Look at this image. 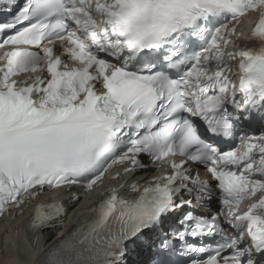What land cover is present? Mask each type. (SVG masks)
Wrapping results in <instances>:
<instances>
[{
	"label": "snow or ice",
	"instance_id": "obj_1",
	"mask_svg": "<svg viewBox=\"0 0 264 264\" xmlns=\"http://www.w3.org/2000/svg\"><path fill=\"white\" fill-rule=\"evenodd\" d=\"M0 11V216L47 189L92 190L113 165L167 166L127 185L135 198L107 189L38 264H264V0H0ZM249 14L251 46L227 50ZM28 73L46 74L17 78ZM65 211L34 205L33 249Z\"/></svg>",
	"mask_w": 264,
	"mask_h": 264
},
{
	"label": "bare ground",
	"instance_id": "obj_2",
	"mask_svg": "<svg viewBox=\"0 0 264 264\" xmlns=\"http://www.w3.org/2000/svg\"><path fill=\"white\" fill-rule=\"evenodd\" d=\"M77 203L67 204V211L74 213L73 216L67 217L66 215L59 217L54 221V224H62L60 227H52L43 231L37 237L36 247L33 249L23 243L19 236V231L24 220H20L12 225V229H15V239L19 240L20 254L17 255L16 248L13 244V233L7 236L0 228V264H38L40 255L54 244L62 234L72 225L75 215H79L77 212ZM11 229V230H12Z\"/></svg>",
	"mask_w": 264,
	"mask_h": 264
}]
</instances>
